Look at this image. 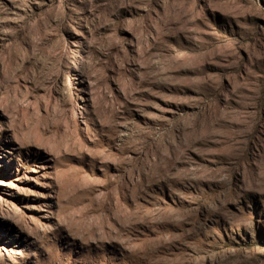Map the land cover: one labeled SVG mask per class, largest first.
I'll list each match as a JSON object with an SVG mask.
<instances>
[{"label":"rangeland","instance_id":"rangeland-1","mask_svg":"<svg viewBox=\"0 0 264 264\" xmlns=\"http://www.w3.org/2000/svg\"><path fill=\"white\" fill-rule=\"evenodd\" d=\"M0 264H264V0H0Z\"/></svg>","mask_w":264,"mask_h":264}]
</instances>
